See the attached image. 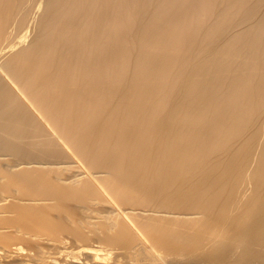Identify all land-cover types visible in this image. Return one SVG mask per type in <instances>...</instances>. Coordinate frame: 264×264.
Masks as SVG:
<instances>
[{
  "label": "bare ground",
  "instance_id": "obj_1",
  "mask_svg": "<svg viewBox=\"0 0 264 264\" xmlns=\"http://www.w3.org/2000/svg\"><path fill=\"white\" fill-rule=\"evenodd\" d=\"M0 264H264V0H0Z\"/></svg>",
  "mask_w": 264,
  "mask_h": 264
}]
</instances>
